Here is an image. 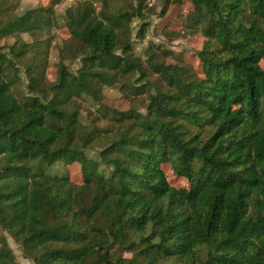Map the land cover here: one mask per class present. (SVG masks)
<instances>
[{
  "label": "trees",
  "instance_id": "16d2710c",
  "mask_svg": "<svg viewBox=\"0 0 264 264\" xmlns=\"http://www.w3.org/2000/svg\"><path fill=\"white\" fill-rule=\"evenodd\" d=\"M66 1L65 51L79 67L58 63L50 82L54 7ZM96 1L18 14L20 0H0V40H14L0 53V230L33 264H264V0H188L200 73L155 45L133 56L129 22L182 0H128L117 14ZM104 87L147 104L109 108ZM82 99L96 106L87 123ZM57 163L78 164L81 183L51 175ZM166 165L189 188L172 186ZM0 264H17L3 236Z\"/></svg>",
  "mask_w": 264,
  "mask_h": 264
},
{
  "label": "rangeland",
  "instance_id": "374dc122",
  "mask_svg": "<svg viewBox=\"0 0 264 264\" xmlns=\"http://www.w3.org/2000/svg\"><path fill=\"white\" fill-rule=\"evenodd\" d=\"M51 2L52 0H20V4L14 12L22 14L28 9L36 7L48 8ZM130 4L128 0H109L108 11L112 14L126 12L129 11ZM95 6L97 12H99L103 4L100 0H97ZM69 7H73L71 1H66L54 7L56 23L53 24L50 30L49 38H51V40L46 55V77L50 82L56 79L58 63L64 62L72 72L76 71L79 67V59L74 58V53L65 51V47L68 46L65 42L69 38V33L62 23L64 21L65 9ZM161 12L162 1H157L154 8L145 13L142 19L135 18L129 22L128 31L130 33V42L133 47V56L135 58H144L143 52L149 46L155 45L161 48V51L164 50V52L171 53V55H168L165 59L167 64H177L179 61H183L200 73L201 65L196 53L202 48L204 39L200 35L189 36L187 33L185 34L183 28L184 20L192 12L191 4L188 0H182L180 4H171L164 15H162ZM141 28H143L142 37L139 35ZM21 38L26 42H33V39L29 38L27 35H22ZM13 43L14 40L11 38L0 40V53L7 52L6 46ZM262 65L264 66V62H262ZM16 73L18 74L16 91L19 94L26 92L25 85L27 80L24 69L17 65ZM102 94V103L118 111H127L132 107L143 111L147 104L145 96L130 99L131 97L127 93L122 92L118 87H104ZM77 104L81 108V121L87 123V112L91 111L94 113L93 111L96 109V106L86 99L78 100ZM101 124L104 123L102 122ZM90 156H94V153L91 152ZM163 168L167 180L172 186L177 188H189L188 183L184 179L175 176L168 165L163 166ZM49 173H51V175L67 174L71 181L76 184L81 183L82 180L80 166L78 164L57 163L49 169ZM0 236L5 237L7 240L17 264H33L24 258L21 247L7 233L0 230ZM123 256L129 258L130 254L124 253Z\"/></svg>",
  "mask_w": 264,
  "mask_h": 264
},
{
  "label": "built area",
  "instance_id": "2783aa9c",
  "mask_svg": "<svg viewBox=\"0 0 264 264\" xmlns=\"http://www.w3.org/2000/svg\"><path fill=\"white\" fill-rule=\"evenodd\" d=\"M143 1L149 7L153 6L156 2V0H143Z\"/></svg>",
  "mask_w": 264,
  "mask_h": 264
}]
</instances>
